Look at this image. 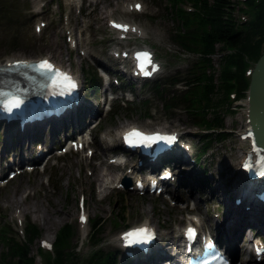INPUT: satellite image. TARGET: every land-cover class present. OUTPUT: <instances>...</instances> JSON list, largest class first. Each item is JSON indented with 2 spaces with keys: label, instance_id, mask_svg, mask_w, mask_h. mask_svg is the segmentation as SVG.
<instances>
[{
  "label": "rangeland",
  "instance_id": "374dc122",
  "mask_svg": "<svg viewBox=\"0 0 264 264\" xmlns=\"http://www.w3.org/2000/svg\"><path fill=\"white\" fill-rule=\"evenodd\" d=\"M134 3L141 5L140 13L130 10ZM168 7L167 0H102L98 5H95L93 0H0V64L10 59L49 58L81 79L84 83V94L91 99L90 104L96 105L99 110L96 109L98 113L94 118L97 120H90V123L85 121L84 125L82 122L72 124L68 116L57 121L58 125L49 122L42 124L38 129L33 127L27 131L33 141L32 145L43 141L46 145L47 143L58 145L63 142L65 132L70 135L73 129L80 131L89 125L91 135L86 136L88 148L83 152L69 150L62 155L63 152L60 151L55 153L44 167L34 169L32 172L25 169L21 176L11 180L8 177L10 173L6 174L8 182L0 185V229L8 230L7 237L19 244L23 243L25 239L17 236L16 231H20L25 222L34 224L42 232L30 246V255L34 258L35 264L46 263L45 258L38 251L41 242L54 243L59 230L66 225H71L74 231L71 240L72 252H77L78 261L88 260L93 250L89 247L87 235L92 231L94 220H98L102 226L100 251L103 254L118 253V234L126 228L143 223L157 229L162 241L166 242L174 235L177 236L180 228L185 227V223L191 219L189 213L196 215L195 219L203 225L202 232L215 234L216 227L223 225L221 219H224L227 211L226 204L222 200L225 198L227 199L225 201H228L231 193L236 195V190L243 188V175L237 185L233 186L231 182L232 178L238 177L235 174L239 172L242 153L248 149L247 142L239 139V134L246 125L243 100H235L232 105L233 112L223 114L227 138L222 142H214L211 151L199 159V166H194L190 158L199 149L201 150L200 134L203 132L192 125L190 118L183 111L167 110L161 98L152 93L150 85L134 84V94L128 97L129 101L124 98L117 99L112 105V111L105 113L99 106L101 91H90L89 84L85 82L86 76L90 77L94 72H97L98 76L102 73L97 71L99 65L112 64L107 57V49L113 46L111 42L116 41L117 36L109 29V20L134 24L143 31V38L131 37L129 41L121 44L120 49L132 50L135 47L152 49L163 65L162 73L155 79L167 76L182 79L187 76V71L193 62H196V58L194 61L185 59L182 66H176L181 48L170 39L175 23L167 16ZM237 7L243 8L241 4ZM239 13L245 15L237 11L238 21ZM245 16L246 19L250 18L249 15ZM7 19H11L12 23L7 24ZM36 28L41 31L35 32ZM13 41L15 45H9ZM215 59L217 58L214 57ZM110 75L118 79L120 86L114 90L116 96L120 98L122 86L128 85L126 79L119 78L115 73ZM169 90L175 89L170 87ZM72 118L75 116L73 115ZM131 126L145 131L180 132L182 138L191 147L188 153L190 166L182 168V173L189 176L186 175L178 185L170 189L171 196L140 194L118 188L101 192L100 186L105 180L102 175L110 174V179L121 181L131 176L129 168L122 170L113 166L107 167L111 155L120 153L118 131ZM61 129L60 135L56 136V132ZM4 132V127L1 126L0 153L3 142L7 145L2 154L3 162L9 154L18 151V144L15 142L20 134L18 130L12 128L6 132L5 139ZM9 139L12 141L11 145H8ZM72 140L75 142L78 139L74 137ZM109 143L113 144L110 148H108ZM105 147L107 150L103 149ZM34 149L33 153L31 151L33 158L38 153ZM126 160L132 167L138 162L134 155H127ZM13 165L12 168L10 167L12 169L10 172L16 173L17 168ZM204 170L206 177L202 176ZM137 173H140V170ZM219 184H222L224 196L220 194L214 196V190ZM235 197V200H238L239 191ZM80 199L84 200L88 218L83 232L78 222ZM27 206L35 209L26 210ZM258 207L260 206L252 208L259 212ZM45 216L52 218L50 227L43 223ZM217 216H221V219ZM245 216L251 217V215ZM255 217L258 218V215ZM245 228L246 226L242 227L240 239L243 238V234H248ZM253 232L258 231L252 228L251 236ZM262 233L264 237V231ZM236 236V232L229 233L224 243H232ZM245 237L243 244L247 249L249 244L248 238ZM172 239L169 243L173 242ZM4 243L0 237V264L10 262L14 264L17 259H11L6 255L9 249ZM170 246L171 244L167 248L169 249ZM238 249L241 250V247ZM117 259L120 263L121 255L117 254ZM163 262L165 261L160 259L158 264ZM236 264H264V258L257 263L250 252L247 254L244 249L242 255L240 252V260L238 259Z\"/></svg>",
  "mask_w": 264,
  "mask_h": 264
},
{
  "label": "trees",
  "instance_id": "16d2710c",
  "mask_svg": "<svg viewBox=\"0 0 264 264\" xmlns=\"http://www.w3.org/2000/svg\"><path fill=\"white\" fill-rule=\"evenodd\" d=\"M167 15L175 28L170 39L183 52L200 54L183 79L167 76L151 82L150 90L160 97L167 110H183L200 134L201 156L211 151L214 142L227 138L224 131V113H231L229 94L234 92L238 99L245 97L249 79L245 70L250 63H256L264 52V0H245L243 3L231 0H167ZM243 4L244 8L237 7ZM190 6V12L183 7ZM249 15L246 22L237 20L236 12ZM6 23H12L7 19ZM9 45L14 46L15 41ZM230 52V53H229ZM214 57L216 62L214 63ZM90 91L97 90V75L86 76ZM183 82L187 90H169ZM203 177H206L204 170ZM88 244L93 250L88 260L78 261L77 252H72L73 229L66 225L59 230L52 252L38 251L45 258V264H117L115 253L100 251L102 226L98 220L92 222ZM8 230L0 229L1 241L9 249L7 256L17 259L14 264H35L30 255V246L42 232L30 222L23 229L24 242L19 244L7 237ZM71 250V251H70ZM10 262L9 264H11Z\"/></svg>",
  "mask_w": 264,
  "mask_h": 264
},
{
  "label": "bare ground",
  "instance_id": "6f19581e",
  "mask_svg": "<svg viewBox=\"0 0 264 264\" xmlns=\"http://www.w3.org/2000/svg\"><path fill=\"white\" fill-rule=\"evenodd\" d=\"M100 1H102V0H93V3L95 5H98V3ZM102 15H104V13H102ZM124 26H126L128 30L127 31H123V33L118 34V37H123V36L134 37V38H138V37L143 38L144 37L143 31L141 29H139L138 27L135 28V25H124ZM122 54L127 56V52L119 53L118 49L115 47V49L112 50L111 56L115 57V56H119V55H122ZM9 61L12 62V61H15V59H10V60H7L6 62H9ZM108 86L110 88L114 87V83H113V81L111 79L108 82ZM81 93H82V98L85 101L86 100V94H84V85L82 86ZM97 113H98L97 110L91 104V106L90 105L86 106L85 116L83 118H79V117H77V115H75V118H72V116L70 114H66L64 117H62L60 119H64L65 117L70 116L72 124L78 123V122H82V125H84L85 121L90 123L91 122L90 120H95L94 118L96 117ZM60 119H58L57 121H59ZM245 127H246V125H245ZM81 130H83V129H80V131ZM68 131H70V130H68ZM60 132H62V129L58 130V132H56L57 133L56 136L60 135ZM74 132H76V131H74V129H73V133ZM147 132H151V131H147ZM19 133L20 134H19V137L17 139V142H15V143L18 144V151L15 150V154L16 155L15 154H9L8 158H6L5 162H3V160H2V154L4 153V150L7 148V145H5V143L3 142V146H2V149H1V153H0V155H1L0 171H5V170L9 169L10 167H12L13 164H14L13 166H17L18 165V168L20 170H22L25 166L35 165V164L39 163L40 161H42L44 159L43 156L48 151H50L52 149V143L50 145H48V143H47V145H46L45 141L39 142V143H36V144L32 145L33 141H31L32 139L30 138V135H28L27 130H22ZM108 134L111 135V133H108ZM176 134H177V132H176ZM65 135H67L66 132H65ZM4 138L6 139V135L4 136ZM51 138H52V136H51ZM80 142L86 143L85 142V138H83V140H78L77 145ZM8 143H9L8 145L12 144L11 139H9ZM184 143H186V141L182 138V134L180 133V136H178L177 143H176L178 155H177L176 162L173 164L174 167L171 170V172H172V174L174 176V184H173V186L178 185L179 181L184 179L185 176L187 175V174L182 173V168H184L186 166H190L189 165L188 153H190L191 147L186 146V144H184ZM112 146H113V144H111V143L108 144V148H110ZM31 148H32V150H30ZM34 148H36V149H34ZM33 149H34V151L37 150V152L39 153L38 157H37V154H38L37 153L36 156H34L35 158H33V156H32ZM103 149L107 150L106 147L103 148ZM199 150L195 154L197 159H198L199 154H200ZM31 151H32V153H31ZM15 158L18 161H16ZM111 158H114V157H111ZM111 158H109V159H111ZM119 158L120 157H118V159ZM10 159L11 160L13 159V160L11 161ZM107 165H108L107 167L113 166V167H116V168H119V169H122V170L126 169V168H129V169H131V171L129 173L131 176L138 175V177H139V175H143L142 173H144L142 166H139L138 163L135 164L133 167L131 166V164H129L128 161H126L124 166H120V165H117V164L116 165L115 164L114 165L113 164H107ZM239 166H240V164H239ZM138 170H140V173H137ZM175 170H177L178 173L175 172ZM179 170H181V171H179ZM186 172H187V170H186ZM235 175L238 176V177L231 179V182H232L233 186L237 185L239 180L242 179V177H241L242 173L238 172ZM109 176H110V174L102 175L103 180H104V178H105V180H104V184H102L100 186L101 192H103V190L106 191L107 189H112V188H114V186L115 187L118 186L120 181H121V180H112V179H110ZM187 176H189V175H187ZM1 179L3 180V178H1ZM138 180H139V178L136 181H134L133 185L138 183L139 182ZM222 188H223L222 184H219L217 186V188L214 190V196H220V195L224 196L225 194L223 193ZM133 190H136V188L134 186H133ZM261 190L264 191V186H261ZM237 192H238V189L236 190V195H237ZM236 195L234 193H232L231 196H230L231 198H228V201H225V200H227L225 198H224V200H222L226 204L225 206L227 208V211L224 214L225 215L224 219H221V216H217V218L221 219V221H223L224 223H223V225L218 226L215 229V232H217V235H218V237L220 239L228 238L229 233L236 232L237 236H236L235 240H233L232 243L228 242L230 244V247L232 248V256L234 258H238V255L240 253V249L238 250V247H241V255L244 253L245 244H243V241H244L243 239H244V236H246V237L250 236L252 228H256V230L258 232H260L262 235H263L262 232L264 231V206H262L260 208L259 212H256L252 207H250L248 205L247 199L244 198V197H241V198L238 197L237 203H235L233 201V198H235ZM16 206H17V204H16ZM31 208L35 209V207H31V206L25 207L26 210H31ZM20 213L22 214L21 211H20ZM245 215H251V217H248V216H245ZM256 215H258V218L255 217ZM51 220H52V218H50L48 216H45L43 218V223L50 227L51 224H52ZM143 224H141V225H143ZM224 225H225V227H224ZM80 226H81L82 232L85 231L86 224L85 225L81 224ZM245 226H246V228L244 230L248 231V234H243V238L241 237V239H240V234L243 231L242 227L244 228ZM200 229H202V227H200ZM258 232H256V233L253 232L254 236H258L261 239L264 238ZM171 238H173L172 239L173 242L171 244L173 246H175V244L180 241V237H178L176 235H174ZM171 238L169 240H166L167 242H166L165 245L158 246V249H156V247H155L153 249V253L156 250L155 251V256H153V261H149L148 257H146V258H144L145 264H148V263L149 264H154L156 261L158 262L160 259H162V261H167L168 259H170L172 254H173V248H172V246H170L169 249H168L167 246L169 245L168 243L170 242ZM239 239H240V241H239ZM245 251H246V249H245Z\"/></svg>",
  "mask_w": 264,
  "mask_h": 264
},
{
  "label": "snow or ice",
  "instance_id": "6c2138e0",
  "mask_svg": "<svg viewBox=\"0 0 264 264\" xmlns=\"http://www.w3.org/2000/svg\"><path fill=\"white\" fill-rule=\"evenodd\" d=\"M137 8L140 6L137 5ZM113 27L127 31V27L119 24H113ZM134 59L136 60V66L142 75L149 76L152 72L157 71V68L152 64L151 54L145 51H139L135 53ZM151 65V72L147 70ZM12 68L17 69H30L33 72L46 80L47 87L50 89H58L59 95H65L70 93L76 88V83L66 73L60 69H56L48 60H42L36 64H28L27 62L17 61L8 68H0V109L8 113H12L14 109H20L25 103L20 93L22 89L16 86V82L6 79V75L10 74ZM17 74H20L19 72ZM55 94V93H54ZM174 136H167L159 132L146 133L138 128L132 127L123 133L124 143L130 147H144L151 148L153 145L160 143L170 144L174 141ZM83 220V216L81 217ZM195 230L188 228L186 236L189 239L195 238ZM152 238L150 229L146 226L134 228L127 231L122 239L128 245L147 243ZM210 248L211 245H207ZM201 264H208L207 260L201 262Z\"/></svg>",
  "mask_w": 264,
  "mask_h": 264
},
{
  "label": "water",
  "instance_id": "95a60500",
  "mask_svg": "<svg viewBox=\"0 0 264 264\" xmlns=\"http://www.w3.org/2000/svg\"><path fill=\"white\" fill-rule=\"evenodd\" d=\"M247 130L264 149V53L255 64L247 98Z\"/></svg>",
  "mask_w": 264,
  "mask_h": 264
}]
</instances>
